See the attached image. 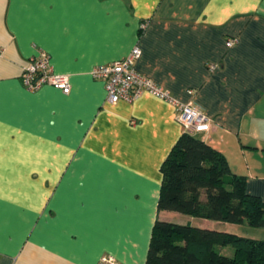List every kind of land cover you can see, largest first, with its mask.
<instances>
[{"label":"crops","instance_id":"crops-1","mask_svg":"<svg viewBox=\"0 0 264 264\" xmlns=\"http://www.w3.org/2000/svg\"><path fill=\"white\" fill-rule=\"evenodd\" d=\"M133 45L135 70L202 110L197 136L264 201V0H0V264H144L156 219L230 231L157 210L159 165L182 132L172 103H107L88 73ZM38 49L68 93L22 85Z\"/></svg>","mask_w":264,"mask_h":264},{"label":"trees","instance_id":"trees-1","mask_svg":"<svg viewBox=\"0 0 264 264\" xmlns=\"http://www.w3.org/2000/svg\"><path fill=\"white\" fill-rule=\"evenodd\" d=\"M159 172L157 210L264 228V201L248 194L245 176L197 134L182 131ZM226 245L231 256L219 252ZM144 264H264V239L156 219Z\"/></svg>","mask_w":264,"mask_h":264},{"label":"built area","instance_id":"built-area-1","mask_svg":"<svg viewBox=\"0 0 264 264\" xmlns=\"http://www.w3.org/2000/svg\"><path fill=\"white\" fill-rule=\"evenodd\" d=\"M145 24V21H141L139 30H142ZM233 42L234 39L228 38L226 45ZM139 53L138 47L133 45L123 57L105 64L94 65L89 69L88 73L91 78L103 82L104 101L111 104L118 100L132 101L142 92H147L172 103L174 118L182 131L193 134L207 131L211 120L204 115L196 104L179 103L173 100L166 90L135 70L134 62ZM208 67L211 68L210 65ZM20 79L22 85L28 90H34L41 85H49L66 94L70 87L68 75L52 71L48 54L42 49H38L33 56L25 61L21 69ZM96 264L119 263L110 255H101Z\"/></svg>","mask_w":264,"mask_h":264},{"label":"rangeland","instance_id":"rangeland-1","mask_svg":"<svg viewBox=\"0 0 264 264\" xmlns=\"http://www.w3.org/2000/svg\"><path fill=\"white\" fill-rule=\"evenodd\" d=\"M261 164H264V163L259 162V165H261ZM226 225H227L226 227L230 230V231H226V232L233 233V234H236L239 236L262 239L263 237H261V236L264 235V228L251 227L248 224H246L245 222L242 224H236V225H234L232 223H230V224L227 223ZM219 251L221 254L226 255V256H231L232 252H233L231 246H229V245L220 247Z\"/></svg>","mask_w":264,"mask_h":264}]
</instances>
